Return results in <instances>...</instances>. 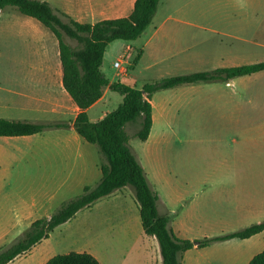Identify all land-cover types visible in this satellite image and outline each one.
<instances>
[{"label":"rangeland","instance_id":"rangeland-1","mask_svg":"<svg viewBox=\"0 0 264 264\" xmlns=\"http://www.w3.org/2000/svg\"><path fill=\"white\" fill-rule=\"evenodd\" d=\"M46 2L58 4L56 0ZM167 16H170L167 23L175 24L178 20L193 25L177 24L166 35H159L141 58L142 44ZM16 18L27 19V16L14 7H6L0 14V26ZM125 43L117 40L107 45L101 70L107 78L127 82L139 90L146 83L169 76L228 68L230 64H253L264 59L261 46L264 45V0H159L151 23L139 38L130 42L134 49ZM154 47L160 48L157 55H153ZM235 47L240 48L239 58L234 57ZM12 53L10 39L0 34V72L7 66L6 57ZM116 61L120 64L118 68L113 66ZM109 95L105 104L91 111L92 119L97 118L100 110L110 112L121 103L119 94ZM233 99L229 82L185 84L160 90L151 99L154 122L148 139L141 141L134 136L137 123L125 126L129 145L143 166L150 188L159 198L170 192L169 184L175 181L172 162L194 167L220 164V151L229 146L234 134L226 123L235 116ZM257 150L264 155V144L258 145ZM31 155L20 153L10 167L0 165V218L7 215V220L0 222V229H11L0 239V250L15 243L32 222L44 218V194L35 192V188L42 184L45 174ZM0 162L5 163L3 159ZM32 202H36V208ZM138 208L131 187L117 190L56 227L48 239L8 264H44L53 256L72 251L94 250L105 255L106 249L116 252L144 249ZM174 211L169 213L170 221L178 222L187 213L179 207ZM225 230L201 225L199 231H185V236H197L201 240L233 229Z\"/></svg>","mask_w":264,"mask_h":264},{"label":"crops","instance_id":"crops-1","mask_svg":"<svg viewBox=\"0 0 264 264\" xmlns=\"http://www.w3.org/2000/svg\"><path fill=\"white\" fill-rule=\"evenodd\" d=\"M56 1L57 5L48 3L73 20L90 24L126 17L132 12L135 2ZM169 18L167 16L153 28L142 44L141 58L159 35H166V31L177 24L193 25L178 20H175V24L167 23ZM33 20L30 17L16 18L0 26V34L4 39H10L13 48V53L5 59L7 66L0 72V118L43 124L62 123L66 127L47 129L29 136H0V161H5L0 162V165L10 167L20 153L32 154L33 160L41 164L45 174L42 184L36 185L35 192L41 191L44 194L43 217L48 218L61 203L79 195L85 186L93 187L99 182L102 156L98 148L84 141L74 128L80 110L62 85L57 39L49 29ZM130 42L125 45L134 49L135 46ZM154 49L152 54L157 55L156 51L160 48ZM240 56V48L235 47L234 57ZM260 62H264V59L253 64ZM230 66L236 67L239 64ZM226 82L230 83L236 112L234 117L226 120L227 127L234 134L229 146L220 151V164L194 167L178 166L172 162L171 173L175 181L169 184L170 192L165 197L157 196L156 206L161 214L169 216L178 207L187 210L184 219L170 221V229L178 239L200 240L197 236H185V231H199L201 225L221 231L233 229L218 234L223 235L264 221V155L257 150L258 145L264 144V70ZM122 83L131 86L127 82ZM110 93L109 88L105 87L101 98L87 109L91 122L98 121L108 113L104 109L99 111L97 118L92 119L90 116L92 110L108 101ZM150 103L153 114L152 100ZM153 122L152 116V125ZM101 199L74 216L91 208ZM36 202H32L33 208H36ZM6 220V214L0 218V222ZM9 232L11 229H0V239ZM143 234L141 239L144 240V249H118L117 252L115 249H106V256L94 250L86 253L94 256L100 264H119V259L120 264H162L156 239ZM262 251L264 230L246 239L233 238L203 248L189 249L181 254L180 264H248L253 256Z\"/></svg>","mask_w":264,"mask_h":264},{"label":"trees","instance_id":"trees-1","mask_svg":"<svg viewBox=\"0 0 264 264\" xmlns=\"http://www.w3.org/2000/svg\"><path fill=\"white\" fill-rule=\"evenodd\" d=\"M158 5L159 0H135L132 12L128 16L90 24L73 20L44 0H0V11L6 7H14L20 14L36 20L49 29L57 39L62 66V85L80 110L74 121V128L84 141L95 145L102 156L99 182L93 187L85 186L79 195L61 203L48 218L32 222L15 243L0 250V264H8L27 253L77 212L127 186L132 188L138 203L143 232L154 237L158 243L162 264H180L181 254L194 247L203 248L233 238L246 239L264 230L262 221L239 231L201 240L178 239L170 229L169 216L157 210V195L150 188L144 169L129 145L125 126L137 123L138 129L134 136L146 141L152 127L150 100L155 92L185 84L226 82L264 70V62H260L175 75L146 83L141 90L120 81L110 82L101 71L107 45L117 40L130 42L140 37L151 23ZM71 42L75 44L72 45ZM138 59L136 56L135 60ZM105 87L119 94L122 101L116 109L106 113L98 121L91 122L87 109L101 98ZM65 127L66 125L62 123L43 124L0 118V136L3 137L29 136L47 129ZM44 264L100 263L89 253L72 251L53 256ZM248 264H264V251L253 256Z\"/></svg>","mask_w":264,"mask_h":264},{"label":"built area","instance_id":"built-area-1","mask_svg":"<svg viewBox=\"0 0 264 264\" xmlns=\"http://www.w3.org/2000/svg\"><path fill=\"white\" fill-rule=\"evenodd\" d=\"M119 65H120V64H119V61H116V62L113 64V66H114L115 68H118Z\"/></svg>","mask_w":264,"mask_h":264}]
</instances>
